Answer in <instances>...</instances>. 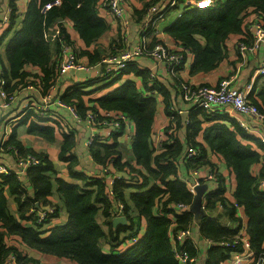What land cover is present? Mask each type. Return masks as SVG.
<instances>
[{"label": "trees", "instance_id": "obj_1", "mask_svg": "<svg viewBox=\"0 0 264 264\" xmlns=\"http://www.w3.org/2000/svg\"><path fill=\"white\" fill-rule=\"evenodd\" d=\"M140 1H144V4L140 8L136 7L135 12L142 19L149 5L163 0ZM8 3L11 9L10 23L5 24L8 27L0 36L1 45L13 33L5 51H0L3 88L8 93L18 92L30 83L41 86L42 93L56 85L63 48L60 42L50 43L44 37L45 30L55 24L60 25L64 40L71 45L76 46L69 23L84 41V48L78 50L76 47L79 59L86 58L88 63L94 64L107 54H103V49L97 45L109 28V21L100 9L101 0H29L19 28H16V23L22 12L18 0H9ZM104 8L107 10L106 6ZM257 17L264 26V0H218L211 6L186 9L165 31L188 48L187 54H193L192 74L209 72L218 68L228 56L231 40H235L234 45L244 39L252 40L251 22ZM91 46H94L93 50ZM52 47L55 48V55ZM130 72L142 77L145 93L140 91L137 82L127 78L119 88L91 98L89 96L94 90L104 88L94 89V79H88L75 83L59 96L65 103L73 105L82 118L93 110L100 118L105 111H115L124 112L132 119L135 127L133 151L136 166L124 160L118 149V136L121 133L111 137V142L104 135H98L89 146L95 162L113 165L119 172L128 168L134 173L115 179L111 186L114 194H110L111 178L88 177L76 169L80 158L75 151V131L47 122L53 119L52 116L41 117L30 110L21 123L27 125L30 134L48 141H55L56 133L61 131L63 143L59 159L66 163L75 182L59 176L49 157L27 148L16 130L9 135L4 153L13 154L9 146L16 147L20 155L33 153L40 156L43 164L28 168L25 180L19 179L14 171L0 174V264H10V260H14V264H41L40 260L10 244L8 240L13 236L21 238L33 250L57 258H67L77 264H180L173 252L172 234L179 229L192 228L196 221L201 223L202 235L215 244L209 250L208 264L220 263L235 250L223 246L221 242L231 240L238 230L211 220L207 215L197 217L192 210L179 212L176 207L178 203H193L195 195L180 177V165L187 171L193 162L195 167L208 165L216 172V183L204 195L206 208L213 212L218 204H222L233 220H241L237 209L243 208L251 246L257 255L264 252L262 139L247 131L228 113H209L202 108H190L185 145L178 136L182 118L170 109L174 97L172 90L160 80H152L149 72L135 62L115 76L112 82L119 81ZM258 81L248 97L264 113V81L260 87L257 86ZM156 91L163 96L165 110L172 116L171 120H175V131L172 134L166 132L159 146L155 145L154 129L158 112ZM212 120L214 124L204 127L206 121ZM202 131L205 143L197 140ZM188 146L200 149V156L189 163L183 160ZM209 153L222 159L235 176V201L231 200L227 191L226 176L220 174L217 163L209 157ZM260 164H263L261 171L256 174L255 168ZM52 174L56 175L54 181L67 212L66 223L55 227L53 224L58 220L62 207L52 204L50 200L54 184ZM152 179L154 181L151 183ZM28 183L34 189V195L28 190ZM130 188L134 190L125 197V191ZM6 192L14 197L17 215L9 209ZM114 199L124 203L122 215L128 218V224L113 225L112 219L119 213ZM50 205L57 209L54 213H48L43 222H38V217L31 210L47 209ZM135 212L141 222L142 219L146 221V230L142 236L136 226ZM100 214L104 217L103 222L98 218ZM103 225L108 226L107 231ZM135 227L137 230L121 237V232L132 231ZM106 236L113 242L108 249L101 245ZM133 237L138 239L132 244L128 243ZM186 250L191 255H197L193 246H187Z\"/></svg>", "mask_w": 264, "mask_h": 264}, {"label": "crops", "instance_id": "obj_2", "mask_svg": "<svg viewBox=\"0 0 264 264\" xmlns=\"http://www.w3.org/2000/svg\"><path fill=\"white\" fill-rule=\"evenodd\" d=\"M170 0H163L159 2L158 4L163 5L162 8H164V12L166 13V18H163L158 21L157 25V34L156 38L160 39L162 41H165L167 43H175V39H173L166 31V27L172 24L174 21H176L182 14L183 12L190 8V7H203V6H208L206 1L204 0H179L176 2V4L173 7L166 8V5L168 4ZM9 0H1L0 1V11H6L9 7ZM29 0H18V7L22 14H20V18L17 19V27L19 28L21 26V23H19L21 20V17L23 16V12H25L26 6L28 5ZM144 4V1L140 0H128V18H129V29L127 30L126 33L122 32V27L119 25L118 21L115 20V18L104 8L106 5V0H101L100 4V9L103 14H105V17L109 21V28L108 30L103 34V36L100 37L98 40L97 45L99 48L103 49V54L109 53V52H114L117 49H121L125 47L126 45L130 46L136 43L137 41V36L138 32L141 26V20L139 16L136 14L135 9L136 7L140 8ZM157 4V3H154ZM70 30L73 32V40L74 43L79 50L80 48L85 47L84 41L78 37L77 32L75 31L74 27L72 24H68ZM13 33H10L4 41L0 45V51H5V47L7 44L10 43L12 39ZM235 40H231L229 43V52L228 56L225 58V60L216 68L215 70L209 71V72H202V73H191V65L193 63V54L190 52L187 54V60L186 63L184 64V67L182 65V70H181V77L183 79H186L190 81L193 84H209V85H216L218 84L219 80L221 78L231 76L235 74L237 71V66L239 64L238 60V54L236 50V45H234ZM94 46H91L90 49L93 50ZM52 52L55 55V48L52 47ZM102 54V55H103ZM55 57V56H53ZM82 61L85 63L89 62L88 59L82 58ZM99 62V61H98ZM98 62L94 64H89L87 68L80 69V70H70V72L66 73L65 75H62L58 78L56 81L55 85V90L53 91V96L62 95L65 93V91L70 87L73 86L77 82H82L86 81L88 79H94L99 80L98 77V72L101 69V66H98ZM137 63V65L141 69H145L147 72L150 73H155L157 75V78H154L152 80H160L159 82L165 83L171 90V94L174 95L173 97V102L171 104L170 109L173 111V108H178L182 109L183 113H181L178 117L180 119L182 118L181 122V129L178 131V136L180 139L185 143L186 145V122L188 120V113L191 108V104L186 102L180 91L176 87V77L172 76L168 71L167 68L162 65L161 62H156V60L152 56H141L133 61L128 63V66L131 63ZM264 62V49L260 50L256 58H252L249 63L243 67L240 68L239 73L237 74V77L234 80V86L245 90L248 92V87L252 83L254 84L253 87L256 84V81H258L257 86L260 87L262 82L264 81V78L260 75H256L258 67ZM5 64L7 67H9V63L7 60H5ZM107 78L105 80L110 79L112 81V77L109 78L108 76H104L103 78ZM132 79L133 81L137 82L138 86H140V91L145 93V87L143 85L142 77L139 75H136L133 72H130L128 74H124V76L119 80L114 82V86H112L111 90L107 89H99L95 90V96H89L91 98H97L101 95H105L112 90L119 88L120 86L123 85L124 81L126 79ZM151 80V79H150ZM100 81H95L94 83V89L100 87L99 85L97 86L96 84ZM151 83V82H150ZM155 91V90H154ZM156 97H157V108L158 112L156 115V120L154 123V129H155V136L157 140L159 137H162L164 139V136L166 134V128L167 126L171 123V117L165 110V103H164V98L162 95L158 94L156 91ZM172 95V96H173ZM43 102V95L39 89H35L32 91L29 90H24L23 92H20L16 99L4 109L3 115H2V120L0 121V140L2 136L6 133L7 138L9 135L12 133L13 130H16L17 135L19 139L26 145L27 148H29L33 152H37L39 154H43L46 157H49L55 166L56 172L58 173L59 176L63 177L65 180L70 181V182H75L74 179L70 176L67 165L64 161H61L59 159V153L60 149L63 143V134L61 131H58L56 133V139L55 141H48L42 137H39L37 135L30 134L28 132L27 125L22 124L21 120L24 118L26 113H24L26 106L30 103L32 104H41ZM49 116H53L56 119H49L47 122L57 126L58 124L70 128L73 131H75L76 134V147L75 151L79 154L80 158V164L76 167L78 171L84 172L88 177H100L101 174L103 176H107V178H111L114 176L116 178H120L123 176H127V173H132L129 171L128 168H126V171L119 172L114 168L113 165H101L97 162L94 161V158L92 154H90L89 150V145H87V140L89 139L91 128H88L86 124L84 123V120L81 118H76L74 117L67 108H63L59 106L55 101L52 102L49 105ZM219 113H228L231 117L236 118L239 122L242 116L238 114L235 110H233L230 107H222L221 109L217 110ZM17 117L18 122L14 123L13 127H8V130L6 128L7 126V121L10 118ZM59 118L61 119L59 121ZM214 120L212 121H206L204 123L205 126H209L211 124H214ZM46 124V123H45ZM12 128V129H11ZM11 129V130H10ZM117 128L113 127V130L115 131L111 137H114L116 134H120L118 136L119 139V147L118 149L120 150L124 160H129L131 161L135 166L136 164V158L134 155L133 151V140L128 137L127 133L122 130H116ZM127 131V130H126ZM131 133L135 134V127L132 126L129 130ZM172 134V133H169ZM257 137L260 139H264V125L262 126V129L259 128L258 131L254 133ZM106 137V136H105ZM109 138L108 140L111 142L112 138ZM162 139V140H163ZM262 139V141H263ZM198 141H202L205 143L204 140V135L203 131L201 134L198 135L197 137ZM156 145V142H155ZM206 145V144H205ZM209 157L212 158V160L217 163L218 170L220 174L226 176V187L228 188V193L230 194L231 200L235 201V198L233 196V191L236 187V180L235 176L230 173L228 167L224 163L222 159H220L218 156L213 155V153L208 154ZM0 161L4 163H14V156L13 154L9 153H4L0 151ZM263 164H260L255 168V173L259 174L261 171ZM105 170H108L107 173H104ZM210 170V166L208 165H202L201 170H200V175L202 177H205L208 175ZM189 170H185L184 166L180 165V177L185 178L188 176ZM134 174V173H132ZM55 174H52L53 181L55 178ZM110 179V181H111ZM154 180H150L152 183ZM206 183L209 185V189H211L216 183L215 180H209ZM28 190L32 195H34V189L32 188L31 184L28 183ZM134 189H128L125 191V197L129 196V193L133 191ZM7 197H8V205L11 213L17 215L18 208L17 204L14 200L13 195L10 193L6 192ZM50 200L52 204H58L60 207H62L61 214L58 218V220L55 221L53 224V227L55 226H60L66 223L67 221V212L64 207L63 200L57 190V185L56 182L54 181L53 184V189H52V194L50 196ZM118 200L117 202L114 199V203H116V207L118 205ZM237 211L240 213L242 220L244 223H246V215L244 213L243 208H238ZM218 215V217L221 219L220 221H217L218 223L230 228V229H235L236 228V220H233L229 214L228 210L226 207L222 208L220 204L217 205V208L213 211ZM134 216L136 217V226L138 225L139 227V234L142 236L145 233L146 230V221L138 216L136 212L134 213ZM240 217V216H239ZM99 220L101 222L104 221V217L102 214L99 215ZM139 218V219H138ZM140 221V222H139ZM104 229L107 231L108 226L103 225ZM201 223L200 221H196L193 225L192 229V239L194 241V248L196 249V254H197V260L196 262L192 264H208V258H209V250L212 246H215L214 244L209 245L208 240L202 235L201 233ZM134 230H128V231H123L121 232V237H123L127 232H134ZM10 244L16 245L21 249L22 251L26 252L29 256L36 258L40 260L41 264H77L76 262H73L67 258H57L52 255H47L40 253L36 250L31 249L28 247L24 242H22L21 238L17 236L10 237L9 240ZM111 243H113L109 236H106L102 242L101 245L103 248L108 249L111 248ZM227 262L222 261L218 264H226ZM9 264V263H7ZM12 264V263H10Z\"/></svg>", "mask_w": 264, "mask_h": 264}, {"label": "built area", "instance_id": "obj_3", "mask_svg": "<svg viewBox=\"0 0 264 264\" xmlns=\"http://www.w3.org/2000/svg\"><path fill=\"white\" fill-rule=\"evenodd\" d=\"M1 1V0H0ZM201 1V0H199ZM208 6L216 4L218 0H204ZM177 0H170L166 5V8L173 7ZM106 8L108 12L118 21L119 25L122 27V32L126 33L129 29V18H128V0H106ZM163 5L161 4H151L147 7L145 14L141 20V26L138 32L137 41L133 45H126L121 49H117L115 52H110L105 54L98 62V66L101 69L98 72V79H102L104 76L109 78H114L118 74L122 73L123 70L128 66V63L134 59L147 55L152 56L157 64L161 62L167 71L174 77H176V87L180 91L183 99L191 104V108H202L209 113L217 112V110L222 107H230L235 110L238 114L242 116L240 119V124L251 134L258 131L259 128L262 129L264 125V113L260 111L258 106L248 97L249 92L253 89L254 84H250L248 87V92L234 86V80L239 73L241 67L247 65L252 58H256L257 53L264 49V26L261 21L257 18L251 22V32L252 40H241L236 44L237 53H239V64L237 66V71L231 76L221 78L216 85H206V84H193L190 81L183 79L181 77L182 65L186 60V54L188 48L184 46L183 43L175 40V43H167L156 38L158 32L157 25L158 21L166 18V13L164 12ZM205 7V6H203ZM10 12L11 9L8 7L6 11H0V29L5 26V24L10 23ZM45 39L50 43L60 42L63 48V57L59 63V77L70 72V70H80L87 68L89 66L88 62L85 63L76 52V46L71 45L64 40L65 36L62 34V30L59 24H55L47 28L44 32ZM156 39V40H155ZM256 75H260L264 78V62L258 67ZM152 79L157 78L155 73H150ZM103 79H107L106 77ZM4 80L1 77V64H0V118L3 115V111L8 107L24 90H35L40 89L41 86L38 84H28L27 87L15 93H8L4 88ZM55 90V85L52 86L48 92L42 93L43 102L41 104H28L24 113L28 111H33L41 117H49L48 111L49 105L52 102H56L59 106L67 108L69 112L76 118H81L88 128H91L89 139L87 140V145H91L98 135H104L109 139L116 130H124L128 137L134 140L135 134L131 133L129 130L134 126L132 119L124 112L115 111H105L102 113V118H100L97 113L93 110L87 112L86 116L82 118L78 115L77 110L71 104H67L61 100L58 94L53 96V91ZM174 112L179 114L183 113L182 109L173 108ZM53 117V116H52ZM17 117L10 118L7 121L8 127H13L14 123L18 122ZM53 119H56L53 117ZM61 119L59 118V121ZM171 123L167 126L166 132L173 133L175 131L174 122L175 120H170ZM61 125V122L60 124ZM127 130V131H126ZM9 138V137H8ZM6 133L2 136L0 140V151L5 150V143L7 141ZM162 137L155 140L156 145H160ZM263 139V138H262ZM264 142V139H263ZM9 148L13 151L14 163L8 164L0 161V174H9L14 171L19 179L25 180L27 169L33 166H39L43 164V159L33 153H28L26 155H20L16 147ZM200 156V149L196 147L188 146L183 154V160L185 162H191L192 159ZM189 167L188 176L184 178L187 182L189 189L195 195V188L198 185L206 183L205 179L215 180L216 172L210 168L207 176L202 177L200 175V170L202 166ZM105 170L104 173H107ZM103 174L100 175L102 177ZM116 177H112L110 181V194L113 193L111 189ZM261 186L264 187V178L261 182ZM205 200H203L202 208L211 220L220 221L221 219L218 215L206 208ZM222 208L223 205L220 204ZM192 204L178 203L176 207L179 212H186L191 210ZM116 215H122L124 210V203L118 202ZM57 208L54 205L48 206L47 209H32L31 213L37 216L38 222H43L46 219L48 213H54ZM115 215V216H116ZM240 218L241 215L239 213ZM236 228H238L237 233L232 237L231 240H223L221 244L225 247L234 248L228 257L222 261H226V264H264V252L257 255L255 250L251 246V241L247 231V224L243 220H236ZM172 232V231H171ZM138 238L133 237L128 240V243L132 244ZM209 245L214 244L210 239H207ZM173 242V252L180 264H192L196 262L197 255H191L186 249L187 246H194V241L192 239V229L183 228L179 229L172 234ZM188 244V245H186ZM14 264V260H10Z\"/></svg>", "mask_w": 264, "mask_h": 264}, {"label": "water", "instance_id": "obj_4", "mask_svg": "<svg viewBox=\"0 0 264 264\" xmlns=\"http://www.w3.org/2000/svg\"><path fill=\"white\" fill-rule=\"evenodd\" d=\"M2 120V117L0 118V121ZM209 185L208 183H203L201 185H198L195 190L196 194L193 199V203L191 206V210L197 215V217L205 216V211L202 208L204 195L208 191ZM113 225L116 227L119 224H128V218L125 215H116L112 219Z\"/></svg>", "mask_w": 264, "mask_h": 264}, {"label": "rangeland", "instance_id": "obj_5", "mask_svg": "<svg viewBox=\"0 0 264 264\" xmlns=\"http://www.w3.org/2000/svg\"><path fill=\"white\" fill-rule=\"evenodd\" d=\"M194 7V6H193ZM7 27H8V25H5L4 27H2L1 29H0V36L1 35H3V33H4V31L7 29ZM95 81H100V82H98L96 85L98 86H100V87H103L105 90H107V89H109V90H111L112 88V86H114V83L112 82V81H110V79H108V80H105V79H99V80H95ZM95 92V90L91 93V96H95L96 94L94 93ZM12 129V128H11ZM10 129V130H11ZM137 224V223H136Z\"/></svg>", "mask_w": 264, "mask_h": 264}, {"label": "clouds", "instance_id": "obj_6", "mask_svg": "<svg viewBox=\"0 0 264 264\" xmlns=\"http://www.w3.org/2000/svg\"><path fill=\"white\" fill-rule=\"evenodd\" d=\"M242 219V218H241ZM235 229H237L238 230V228H235ZM215 245V244H214ZM225 260V259H224Z\"/></svg>", "mask_w": 264, "mask_h": 264}]
</instances>
